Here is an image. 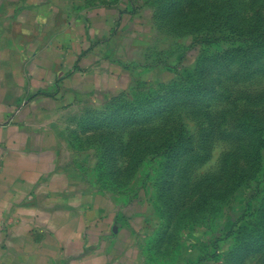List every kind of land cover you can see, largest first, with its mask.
Masks as SVG:
<instances>
[{
	"label": "rangeland",
	"instance_id": "1",
	"mask_svg": "<svg viewBox=\"0 0 264 264\" xmlns=\"http://www.w3.org/2000/svg\"><path fill=\"white\" fill-rule=\"evenodd\" d=\"M130 1L152 19L141 77L157 81L78 126L73 149L141 199L149 264H264V0Z\"/></svg>",
	"mask_w": 264,
	"mask_h": 264
},
{
	"label": "crops",
	"instance_id": "2",
	"mask_svg": "<svg viewBox=\"0 0 264 264\" xmlns=\"http://www.w3.org/2000/svg\"><path fill=\"white\" fill-rule=\"evenodd\" d=\"M151 23L130 0H0V264H149L141 199L90 179L72 146L157 81L141 77Z\"/></svg>",
	"mask_w": 264,
	"mask_h": 264
},
{
	"label": "trees",
	"instance_id": "3",
	"mask_svg": "<svg viewBox=\"0 0 264 264\" xmlns=\"http://www.w3.org/2000/svg\"><path fill=\"white\" fill-rule=\"evenodd\" d=\"M257 37V36H255ZM260 39L258 41H255L254 44H252V48L255 47V46H259V45H264V36H258ZM262 128H258V130H261ZM264 134L260 133V136H259V146H260V149L261 148H264V138H263Z\"/></svg>",
	"mask_w": 264,
	"mask_h": 264
}]
</instances>
